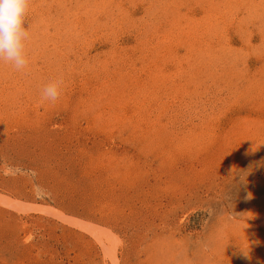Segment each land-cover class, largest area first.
<instances>
[{"label":"rangeland","instance_id":"374dc122","mask_svg":"<svg viewBox=\"0 0 264 264\" xmlns=\"http://www.w3.org/2000/svg\"><path fill=\"white\" fill-rule=\"evenodd\" d=\"M24 25L0 264H264V0H29Z\"/></svg>","mask_w":264,"mask_h":264},{"label":"clouds","instance_id":"9594fccd","mask_svg":"<svg viewBox=\"0 0 264 264\" xmlns=\"http://www.w3.org/2000/svg\"><path fill=\"white\" fill-rule=\"evenodd\" d=\"M28 4L29 0H0V62L17 71L25 69L28 64L25 43L29 32L24 25ZM59 95L56 82H50L41 89L44 100L55 102Z\"/></svg>","mask_w":264,"mask_h":264}]
</instances>
